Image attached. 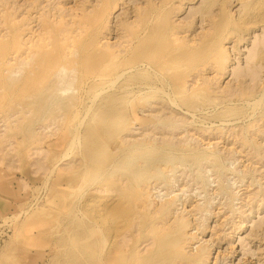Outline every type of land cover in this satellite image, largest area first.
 Instances as JSON below:
<instances>
[{
    "label": "rangeland",
    "instance_id": "374dc122",
    "mask_svg": "<svg viewBox=\"0 0 264 264\" xmlns=\"http://www.w3.org/2000/svg\"><path fill=\"white\" fill-rule=\"evenodd\" d=\"M262 10L264 0H0V264H89L95 252L99 264L103 195L128 211L116 238L134 239L137 258L178 228L206 264H264ZM92 49L121 51L120 72L115 59L85 66ZM57 52L68 57L56 72ZM139 54L150 63L141 80ZM145 80L157 87L139 91ZM107 108L117 114L92 118Z\"/></svg>",
    "mask_w": 264,
    "mask_h": 264
},
{
    "label": "bare ground",
    "instance_id": "6f19581e",
    "mask_svg": "<svg viewBox=\"0 0 264 264\" xmlns=\"http://www.w3.org/2000/svg\"><path fill=\"white\" fill-rule=\"evenodd\" d=\"M135 2V1H134ZM240 2V1H239ZM202 4V3H201ZM225 5V4H224ZM202 6H203V4H202ZM206 7V6H205ZM250 9H252V7L250 8ZM164 10V9H163ZM157 15V14H156ZM259 16H260V18H262V20H264V10H262V12H261V14H259ZM228 23V22H227ZM260 23V22H259ZM148 27V26H147ZM41 31V30H40ZM105 37V36H104ZM56 38V37H55ZM47 39V38H46ZM83 43V42H82ZM122 44V43H121ZM137 44V43H136ZM84 45V44H83ZM117 45V44H116ZM127 45H129V44H127ZM81 46V48H83L82 47V45H80ZM94 46V42L93 43H88L87 44V48L88 47H93ZM97 47V46H96ZM143 47V46H142ZM71 48V47H70ZM78 48H79V46H78ZM78 48H76V49H78ZM98 48H99V46H98ZM97 48V49H98ZM150 48V46H144L143 48H141V49H139V51H141V50H144V51H147V50H150L149 49ZM56 49L58 50V47H57V45L55 44V51H56ZM91 49V48H90ZM89 49V50H90ZM99 49H101V48H99ZM98 49V50H99ZM81 50V49H80ZM79 50V51H80ZM86 50V49H85ZM84 50V51H85ZM93 50V49H92ZM96 50V49H95ZM95 50H93V54L94 55H90V56H86V58H84V62H85V66L87 65V66H89V67H91V68H103V67H105V63L107 62V60H109V62L112 60H114L116 63L114 64V63H112L113 64V66H112V64L110 65L112 68H110V71H114V73H117V72H115V71H119L120 72V67H121V65L120 64H118L117 62H118V55L120 54L119 52H121V51H117V53L115 54L114 52H103V51H97L96 53H94L95 52ZM82 51V50H81ZM143 51V52H144ZM222 51H223V49H222ZM32 52H34V51H32ZM37 52L38 53H40L39 52V50H37ZM59 52V51H58ZM58 52L55 54V71H56V69H57V71H58V69L59 68H63L62 66L63 65H60L59 64V62H58V60L57 59H62V57H64V58H66V56L68 57V55H67V53H65L64 54V56H63V52L61 53V54H58ZM66 52V51H65ZM68 52V51H67ZM87 52V51H86ZM85 52V53H86ZM34 53H36V50H35V52ZM34 53H32V55L34 54ZM38 53H36V54H38ZM68 53H70V54H73V53H71V52H68ZM79 53V52H78ZM82 53V52H81ZM90 53H92V52H90ZM119 53V54H118ZM28 54V53H27ZM35 54V55H36ZM69 54V55H70ZM76 54V53H75ZM34 55V56H35ZM44 55V54H43ZM86 55V54H85ZM84 55V56H85ZM144 55V54H143ZM30 56V55H29ZM37 56V55H36ZM41 56V55H40ZM39 56V57H40ZM33 57V56H32ZM38 57V56H37ZM40 58H42V57H40ZM39 58V59H40ZM38 59V58H37ZM134 60H135V62H136V64H134V65H136V67H137V70H138V73L133 77V78H137V79H139V80H141L142 79V77H143V75L145 74V72L147 71L146 70V68L144 67L145 65L144 64H149L150 65V63L148 62L149 60H148V57H143L141 54H139V55H137V56H135L134 57ZM216 60H218V59H216ZM50 61V60H49ZM113 61V62H114ZM109 62H107V63H109ZM39 63L41 64V63H43V64H47V66H49V68H52L53 66H52V64L50 63V65H49V62H48V60H46L45 58L43 59H40V61H39ZM54 64V63H53ZM106 66H109L108 64L106 65ZM135 67V66H134ZM107 69H109V67L107 68ZM63 70H65L64 68H63ZM135 70V69H134ZM136 70V71H137ZM56 71V72H57ZM101 71V70H100ZM55 72V73H56ZM63 73V72H62ZM111 73V72H110ZM58 74V73H57ZM60 74V73H59ZM116 75H118V74H116ZM63 76V75H62ZM62 79H63V77H61ZM116 78V77H115ZM163 78V77H162ZM62 79H60V80H62ZM103 79V78H102ZM148 79V78H147ZM198 79V78H197ZM101 80V79H100ZM131 80V79H130ZM132 80H134V79H132ZM88 81V80H87ZM198 81V80H197ZM80 82H81V80H80ZM83 83V82H82ZM100 83V82H99ZM98 83V84H99ZM101 83H102V81H101ZM138 83V90L139 91H141V90H144V89H148V88H155V87H157V86H155L154 84H153V82H152V80H145V81H143V82H137ZM97 84V83H96ZM66 85H68V87H69V83L68 84H66ZM90 85H92V84H90ZM114 85V84H113ZM97 86V85H96ZM92 88H93V86H92ZM126 88V87H125ZM55 90H56V88H55ZM93 91V90H92ZM121 91H122V89H121ZM148 91H149V89H148ZM161 91V90H160ZM79 92V91H78ZM99 92H101V91H99ZM163 92V91H162ZM102 94V93H101ZM110 94V93H109ZM108 94V95H109ZM113 95H110V96H104L102 99H101V101H99V103L97 104L98 105V107L101 109L102 107L103 108H105V107H107L109 104H111L117 97L116 96H114V93H112ZM144 94V93H143ZM164 94V93H163ZM98 95H100V94H98ZM141 95H142V93H141ZM145 95V94H144ZM143 95V96H144ZM162 95V94H161ZM168 95V94H167ZM139 96V95H138ZM262 96V95H261ZM145 98H147L146 96H144ZM168 98V97H167ZM191 98V97H190ZM124 99V98H123ZM148 99V98H147ZM162 99V98H161ZM198 99V98H197ZM93 100H94V98H93ZM140 100H142V97H141V99ZM192 100V99H191ZM146 101V100H145ZM151 101V99H148V101L147 102H150ZM256 101V100H255ZM90 102H92V101H90ZM140 102V101H139ZM55 103H56V101H55ZM68 103H70L69 104V106H71L72 104H74L73 103V101H61V100H57V103L56 104H60V105H65V104H68ZM95 103V102H94ZM254 103V102H253ZM171 104V103H170ZM174 105V104H173ZM90 106H92L91 104L88 106L89 108H90ZM109 106H111V105H109ZM122 106V105H121ZM176 106H177V104H176ZM97 107V108H98ZM216 107V106H215ZM88 108V109H89ZM96 108V107H95ZM94 108V109H95ZM96 108V109H97ZM98 108V109H99ZM111 110V109H113V108H107V110ZM70 110H71V108H70ZM69 110V111H70ZM77 110V109H76ZM106 110V111H107ZM73 111V110H72ZM101 111V110H100ZM100 111L98 110V111H96V113L97 112H99L100 113ZM74 112V111H73ZM76 112V111H75ZM89 112V111H88ZM119 112V111H118ZM86 113V112H85ZM95 112H94V114H92V118L94 117V118H97V120H99V119H104V120H106V118H111L112 117V115H116L117 114V108H115V109H113V110H111V112H104L103 114H96ZM102 113V112H101ZM74 114V113H73ZM87 114V113H86ZM94 115V116H93ZM86 116V115H85ZM114 117V116H113ZM164 117V116H163ZM99 118V119H98ZM115 118H116V116H115ZM131 118V117H130ZM104 127V126H103ZM109 127L107 126V128L105 127V128H102L101 127V130H103V131H111L110 129H108ZM115 131V130H114ZM102 132V131H101ZM93 133V132H92ZM94 134H97V132L96 133H94ZM105 134H107V133H105ZM110 135V134H109ZM106 137V136H105ZM148 138V137H147ZM113 142V141H112ZM70 143V142H69ZM98 152V151H97ZM196 153V152H195ZM67 154V153H66ZM94 152H90V158L91 159H93V157H94ZM188 154V153H187ZM100 155H101V151H100ZM96 158V160L94 161V163L98 166V167H101L100 166V162H99V157L97 156V157H95ZM140 158V157H139ZM131 162V161H130ZM146 165L147 164H150V161H148L147 159H146ZM146 165H144V166H146ZM160 174V173H159ZM76 181V180H75ZM173 196H175L174 194H173ZM117 198V197H116ZM116 198H114L113 200H117ZM121 198H123V197H121ZM142 199V198H141ZM106 201H107V198L105 197V195H103L99 200H98V202L97 203H105V205H103V209L102 210H100V217H99V224H100V228H101V236H102V247H103V252H102V254H101V256H100V258L101 259H98V260H100V263L99 264H165L166 262L167 263H170V262H172V260H174V259H177V260H179V262H184V261H188V262H191V264H206V262H208V260H209V255L208 254H205L204 253V247L203 246H199V245H196V247L195 248H197L198 247V249H197V252L195 253V254H186L185 253V251H184V247L181 245V240H182V235L178 232V228H175L174 230H172V231H170V232H162V233H160V234H153V238H152V240H153V242L156 244V248H155V250L153 251V252H150V253H148L147 255H144V256H138V258L135 256L136 255V253H138L137 252V245H139L138 243H136L135 241H134V239H132V241H131V243L130 244H128V243H125L126 241L125 240H117V235H119V226L117 227V225L119 224V223H117V221H115V219L118 217V218H120L119 216H121V214L123 213V216H125V214H124V212L123 211H125V210H123L122 208H123V206H122V204H121V200L119 199V200H117V201H119V202H116V203H112L111 202V204H107L106 203ZM125 201V200H124ZM127 201V200H126ZM143 201H144V199H143ZM94 202V201H93ZM171 202V201H170ZM124 203H126V202H124ZM144 204H145V202H144ZM147 204H149V203H147ZM93 205V204H92ZM126 205H128V203L126 204ZM130 205V204H129ZM128 205V206H129ZM164 205H165V203H164ZM96 206H97V204H96ZM95 206V207H96ZM122 206V207H121ZM125 206V205H124ZM131 206H132V204H131ZM139 206V205H138ZM142 207H143V204L141 205ZM168 203H167V205L165 206V208L163 209L164 211H166L167 210V208H168ZM91 208V207H90ZM94 208V207H93ZM93 208H91V209H93ZM125 208V207H124ZM137 208H139V207H137ZM162 208V207H161ZM96 209H97V207H96ZM96 209H93V210H96ZM126 209H130V208H128V207H126ZM140 210H141V208H139ZM98 210V209H97ZM156 211V210H155ZM187 211V210H186ZM96 212V211H95ZM95 212H93V213H95ZM125 212H128V211H125ZM130 212L132 213V211H131V209H130ZM96 213H99V210L96 212ZM131 213H128L129 215L131 214ZM92 215V214H91ZM97 215V214H96ZM94 216H95V214H94ZM126 217H127V214H126ZM122 218V217H121ZM124 218V217H123ZM122 218V219H123ZM93 219V218H92ZM125 219V218H124ZM120 219H118V221H119ZM166 220H168V219H166ZM123 221V220H122ZM94 222H95V220H94ZM97 224V223H96ZM115 224H117V225H115ZM123 224H124V222H123ZM127 224V223H126ZM115 225V226H114ZM122 226H124V225H121V227ZM165 227V226H164ZM126 230V228L123 230V231H125ZM162 231V230H161ZM88 234V238H86V240L88 239V244H87V246L88 247H90V249H92V247L95 245V243H96V239H95V237H94V235L96 234L95 233V228H94V226L91 224L90 225V228H89V230H88V232H87ZM87 235H85L86 237H87ZM83 235L81 234V237H82ZM122 236V235H121ZM79 237V236H78ZM80 237V238H81ZM84 238V237H83ZM187 240H189V239H187ZM85 241V240H84ZM197 242V241H196ZM205 243V242H204ZM188 244V243H187ZM200 244V243H199ZM212 250V249H211ZM97 251V250H96ZM226 251V250H225ZM96 253L97 252H95V255H96ZM141 253V252H140ZM190 253V252H189ZM95 255L93 254V253H91L90 255H89V257L90 258H92L91 259V261H89V264H96V263H94L96 260L95 259H93V256L95 257ZM217 256H218V254H217ZM93 260V261H92ZM95 260V261H94ZM212 262V261H211ZM215 263V262H214Z\"/></svg>",
    "mask_w": 264,
    "mask_h": 264
}]
</instances>
